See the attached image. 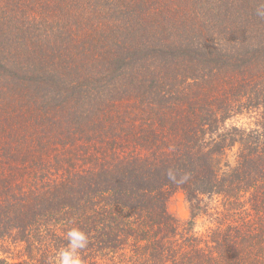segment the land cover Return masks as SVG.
Segmentation results:
<instances>
[{
	"label": "trees",
	"instance_id": "trees-1",
	"mask_svg": "<svg viewBox=\"0 0 264 264\" xmlns=\"http://www.w3.org/2000/svg\"><path fill=\"white\" fill-rule=\"evenodd\" d=\"M74 228L82 264H264V0H0V264Z\"/></svg>",
	"mask_w": 264,
	"mask_h": 264
},
{
	"label": "clouds",
	"instance_id": "clouds-1",
	"mask_svg": "<svg viewBox=\"0 0 264 264\" xmlns=\"http://www.w3.org/2000/svg\"><path fill=\"white\" fill-rule=\"evenodd\" d=\"M67 236L70 241V248L59 252V264H82L77 250L86 247L88 242L86 234L74 228L67 233Z\"/></svg>",
	"mask_w": 264,
	"mask_h": 264
},
{
	"label": "rangeland",
	"instance_id": "rangeland-1",
	"mask_svg": "<svg viewBox=\"0 0 264 264\" xmlns=\"http://www.w3.org/2000/svg\"><path fill=\"white\" fill-rule=\"evenodd\" d=\"M169 212L179 220H185L189 217L188 203L181 192L174 193L167 202ZM208 222L204 218H198L195 229L197 231L204 230Z\"/></svg>",
	"mask_w": 264,
	"mask_h": 264
}]
</instances>
